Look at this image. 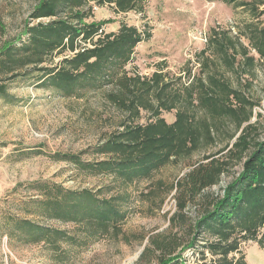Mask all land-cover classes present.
I'll return each instance as SVG.
<instances>
[{"label":"trees","instance_id":"trees-1","mask_svg":"<svg viewBox=\"0 0 264 264\" xmlns=\"http://www.w3.org/2000/svg\"><path fill=\"white\" fill-rule=\"evenodd\" d=\"M206 1L241 6L256 21L236 33L211 27L195 54L198 70L192 72L187 62L176 76L163 64L149 75L126 70L136 45L151 36L146 28L121 22L116 31L105 32V21L89 20L91 2L119 13L142 11L143 0H35L22 30L0 41V98L13 99L4 80L32 77L38 87L67 98L107 88L106 99L122 112L119 128L91 147L104 158L55 152L53 160L70 162L87 175H108L123 188L150 180L168 164L188 161V170L167 188L175 191L177 210L169 218L175 230L149 235L135 264H247L242 243L264 248V136L251 122L258 101L243 88L248 79L241 80L264 60V26L257 20L264 0ZM56 56L60 59L51 62ZM171 110L175 118L167 122L162 112ZM142 111L148 118L138 122ZM194 154L200 156L189 162ZM222 176L228 180L219 192L209 191ZM29 185L42 196L35 200L42 217L71 223L78 233L18 219L15 229L23 241L54 250L61 243L81 245L106 236L130 241L120 226L126 211L119 201L126 196L99 198V190L48 180ZM163 185L152 182L143 197H154ZM190 203L194 208L187 212ZM188 253L196 255L194 261Z\"/></svg>","mask_w":264,"mask_h":264},{"label":"rangeland","instance_id":"rangeland-1","mask_svg":"<svg viewBox=\"0 0 264 264\" xmlns=\"http://www.w3.org/2000/svg\"><path fill=\"white\" fill-rule=\"evenodd\" d=\"M34 3L35 0H0V27L4 28H0V41L22 30ZM90 4L93 6L89 20L105 21V32L116 31L121 22L150 32L148 40L136 45L132 59L126 65L129 72L143 75H149L163 64L164 70L176 76L187 62L192 66V72H196L195 54L205 45L211 27L236 33L245 22L256 21L245 8L217 1L143 0L142 11L119 13L109 5ZM257 20L264 26V13ZM59 59L56 56L51 62ZM247 79L250 85L243 88L258 101L251 122L256 123L260 136H264V60H258L252 74L241 78ZM3 82L13 99L0 98V264H135L149 235L173 229L169 218L177 210L175 191L168 192L167 188L188 170V161L168 164L150 180L126 188L108 175H87L72 163L53 160L50 155L82 152L84 160L104 158L92 153L91 147L119 128L123 118L122 112L106 99L105 90L108 89L89 93L83 98H67L38 87L32 77H15ZM174 115L175 110L162 112L167 122H172ZM147 118L148 113L142 111L137 121L144 122ZM222 144L208 150H215ZM199 156L194 154L189 162ZM236 169L238 167L232 171ZM35 180L56 182L69 189L99 190V198L126 196L119 201L126 211L120 226L130 235V241L125 243L106 236L81 245L61 243L55 250L43 243L23 241L19 237L21 233L15 229L18 219L78 233L73 231L71 223L40 215L35 200L42 196L29 185ZM156 180H162L164 185L154 197L146 199L143 194ZM227 180L222 176L219 184L209 191L219 192ZM193 208L190 203L186 211L191 212ZM141 236L144 238L140 240ZM240 250L247 264H264V248L256 242H244ZM187 258L192 262L196 255L188 253Z\"/></svg>","mask_w":264,"mask_h":264}]
</instances>
